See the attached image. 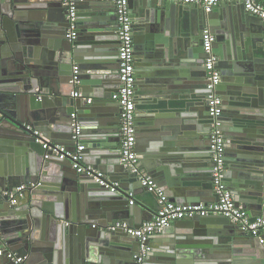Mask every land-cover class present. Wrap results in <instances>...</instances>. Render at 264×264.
<instances>
[{
  "label": "water",
  "instance_id": "obj_1",
  "mask_svg": "<svg viewBox=\"0 0 264 264\" xmlns=\"http://www.w3.org/2000/svg\"><path fill=\"white\" fill-rule=\"evenodd\" d=\"M66 1L76 7L73 40L66 37ZM163 1L140 0L132 15L140 24L134 49L140 70L136 76L144 85L140 108L148 111L137 121L139 166L158 186L172 187L182 204L207 202L213 192L212 119L206 108L202 48L207 27L215 36L221 72L216 92L223 99L219 118L226 140L225 182L252 220L264 216V21L240 3L204 12L199 5ZM113 6L103 0H0L4 253L14 250L27 264H264V243L221 215L178 220L182 222L161 232L180 227L175 242L137 261L138 239L107 229L124 217L121 212L135 209L128 206L131 196L125 187L111 191L78 173L68 159H43L41 143L27 125L54 143L70 148L83 143L85 156L94 158L86 161L117 173V178L134 180L133 188L141 186L136 173L121 169L107 157L109 149L103 151L118 131L113 109L118 104L111 99L118 87ZM74 77L77 84L71 82ZM76 89L82 96H72ZM89 96L93 100L87 104ZM161 108L168 110L169 120H159ZM73 112L80 126L77 139ZM21 184H27L22 196L15 195L11 203L8 193ZM132 198L140 208L139 199ZM0 264L15 263L1 255Z\"/></svg>",
  "mask_w": 264,
  "mask_h": 264
},
{
  "label": "built area",
  "instance_id": "obj_2",
  "mask_svg": "<svg viewBox=\"0 0 264 264\" xmlns=\"http://www.w3.org/2000/svg\"><path fill=\"white\" fill-rule=\"evenodd\" d=\"M113 3L116 10L117 20V59H118V87L112 93L111 98L117 102L119 107L120 118V153L119 161L121 165L136 173L141 186L147 191L152 192L158 201L159 207L153 217L143 222L140 226L131 227L127 222L122 220H114L107 226V229L116 231L122 230L129 236L135 237L140 242V250L136 256L137 261H142L150 251L147 239L151 235L161 233L166 227L170 226L175 221L187 218L208 215H221L230 220V222L239 225L250 235L256 236L261 242H264V216H256L252 220L247 211L242 205L237 204L232 191L228 188L225 182L226 176V161H225V137L222 132V123L220 115L223 110V99L216 92V87L221 80V72L218 67V55L214 51L215 36L209 28L203 29L202 48L205 53L203 67L206 95V108L209 116L212 119L211 131L209 137V149L212 161L211 183L216 199L209 203H189L179 204L165 194L162 187L158 186L154 178L144 169L139 166V161L136 152V65L135 51L133 43V27L132 18L129 8L130 0H103ZM169 2L182 5H199L205 12H211L220 3H240L244 6L246 12L264 21V0H166ZM68 5L67 19L70 21V27L66 33L69 40H73L76 35L75 5L66 1ZM73 74H78V68L73 67ZM77 84L76 77L71 80ZM73 97H80L82 93L80 89L73 90ZM90 98H86L87 103H91ZM73 126V139H77L80 133V126L76 119V112L71 114ZM27 127L33 130L36 140L41 143L43 151V159L50 160H66L71 162V167L78 173L84 174L92 178L98 185L107 188L111 191L118 190L120 184L109 179L101 170L83 162V151L85 145L77 143L74 148H70L66 144L54 143L45 138L44 134L33 129L32 126ZM39 184V183H38ZM27 184H21L14 192H9L11 203H15V195L22 196V191ZM131 199L129 204H134L133 194L129 193ZM5 255L15 264H27L25 256L18 255L15 252L8 251L4 253V249L0 248V256Z\"/></svg>",
  "mask_w": 264,
  "mask_h": 264
},
{
  "label": "crops",
  "instance_id": "obj_3",
  "mask_svg": "<svg viewBox=\"0 0 264 264\" xmlns=\"http://www.w3.org/2000/svg\"><path fill=\"white\" fill-rule=\"evenodd\" d=\"M79 1H82V0H79ZM164 1H166V0H164ZM231 3H233V2H231ZM139 4H140V0H135V1H131L130 2L129 8H130V12H131V18H132V15L135 14L134 12H136V10L138 9ZM225 4L226 3H220L217 6V8L218 7H221V6H224ZM232 5H234V4H232ZM112 12H113L114 21H115V24H116V27H117L116 10H115V7L114 6L112 7ZM187 17L190 18L191 16L187 15ZM138 25H140L139 22L137 20H135V19L132 18L134 49L138 45V42H136V40L138 41V39H139L138 34L140 32V31H138V34L136 32V28H137ZM261 54H263V51L261 52ZM135 60H136L135 61V65H136V62L138 63V61L136 59V53H135ZM73 67H76V66L74 65ZM138 69L139 68L136 67V73H138L137 71H140ZM142 80H143L142 77L136 76V109H135V121H136V131H137L136 134L138 133V128L140 127V126H138V124H137L138 122L137 121H141L143 115H144V117L148 115V111L146 109H143V108L141 109L140 108L142 106V104H141L142 99H141V95L139 93H140V90L144 89L143 83L140 82ZM115 87L116 86L114 85L113 88L115 89ZM87 98H90L91 100H93V98L90 97V96L87 97ZM85 102H86V99H85ZM87 104H89V103H87ZM112 108H113V106H112ZM113 109H115L116 116H117V118H116V127H117V130L118 131H117L116 136H113L112 137V141H110V140L107 141V144L103 147V151L109 149L110 154H108L107 157L109 159H111V160L116 159L118 161V164L117 165H119V167L121 169H123L124 167L121 165V163L119 161V151H120V118H119V107L116 106ZM163 109H165V111H168L166 108H163ZM166 113L167 112H165L163 114V116H161V118H159V120H169L170 117L167 116ZM113 118H114V116H113ZM40 150L42 151V149H40ZM100 156L101 155H97V159L100 158ZM88 157L93 158L92 155L85 156L84 151H83V160H85V163H87L89 165H92L91 163H89L88 161H86V159ZM92 166L95 167V168H97V169H99V170H101L109 179H111V180L119 183L120 186L125 187V189H126L127 192L132 193L133 196L135 198L139 199V201H140V205H141L140 208L137 207V206H135L134 204L133 205L128 204V206H130L131 208L133 207L135 209H133V211H130V209L127 208V210H124L123 212H121V213H123L124 217L123 218H116V220H122V221L127 222L131 227H137V226H140L143 222L148 221V220H150L153 217L154 213L156 212V210L159 207L157 198H156V196L153 193H150L146 189H141L142 188L141 186L140 187H137V188H135V187L133 188V182H135L134 180H131V179H125V180H123L122 178H117V176H116L117 173H114V172L107 173L104 170H102V169H100V168H98V167H96L94 165H92ZM141 168L144 169L145 171H147L145 168H143V167H141ZM159 186L162 187L161 185H159ZM164 187L165 188H163V189L165 191V194L169 197V199H171L172 201H174L176 203L182 204L180 202H177L176 201V198H174V193H173L174 190L172 191V187H169L167 185L164 186ZM139 188H140V192H138L139 190H137ZM206 199L208 200L207 202L201 201V203H209V202L214 201L215 200V193L214 192H210V194L207 196ZM178 222L181 223L182 221H175L170 226H173L174 224H179ZM1 226L2 225L0 224V227ZM178 228H180V227L174 228L171 232L166 233L168 236H166L165 233H156V234L151 235V237H149L147 239V242H146L148 244V246L150 247V253H152L153 251H156V250H160L165 244H167L170 241L171 242H175V240H176L175 236L177 235L176 229H178ZM118 232H121V231H118ZM8 234H9L8 237H11L12 238L13 234H11V233H8ZM171 234H173L174 237H171V236H173ZM262 238L264 239V235L262 236ZM2 246L3 245L0 244V248L1 249L3 248ZM14 247H17V246H14ZM10 251L16 252L14 250H10Z\"/></svg>",
  "mask_w": 264,
  "mask_h": 264
},
{
  "label": "bare ground",
  "instance_id": "obj_4",
  "mask_svg": "<svg viewBox=\"0 0 264 264\" xmlns=\"http://www.w3.org/2000/svg\"><path fill=\"white\" fill-rule=\"evenodd\" d=\"M158 112L160 113V115H161V113H162L161 116H163V114H164L165 112H167V111H165V109L161 108V109H159ZM161 116H159L158 118H161Z\"/></svg>",
  "mask_w": 264,
  "mask_h": 264
}]
</instances>
